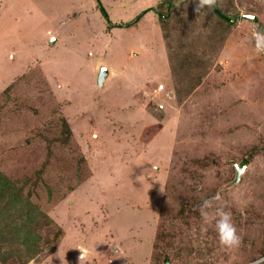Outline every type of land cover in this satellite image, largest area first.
Masks as SVG:
<instances>
[{
  "label": "rangeland",
  "instance_id": "rangeland-1",
  "mask_svg": "<svg viewBox=\"0 0 264 264\" xmlns=\"http://www.w3.org/2000/svg\"><path fill=\"white\" fill-rule=\"evenodd\" d=\"M99 1L0 0V264H264V0Z\"/></svg>",
  "mask_w": 264,
  "mask_h": 264
},
{
  "label": "clouds",
  "instance_id": "clouds-1",
  "mask_svg": "<svg viewBox=\"0 0 264 264\" xmlns=\"http://www.w3.org/2000/svg\"><path fill=\"white\" fill-rule=\"evenodd\" d=\"M215 2L216 0H200V6L208 5L209 10H211ZM253 37L257 55L264 54V26L256 25ZM220 199L218 195L203 199L199 205L200 215L205 222L214 221L218 238L223 246L229 249L239 247L241 237L238 234L232 214L229 210L218 206L217 202Z\"/></svg>",
  "mask_w": 264,
  "mask_h": 264
},
{
  "label": "water",
  "instance_id": "water-1",
  "mask_svg": "<svg viewBox=\"0 0 264 264\" xmlns=\"http://www.w3.org/2000/svg\"><path fill=\"white\" fill-rule=\"evenodd\" d=\"M216 12L224 19L233 22L232 20L228 19L227 17L223 16L222 14H220L217 10ZM243 18L246 19H251L254 22H257V18L255 16L252 15H247L244 16ZM55 41L54 38L50 40V42ZM109 69L105 66H101L99 67L98 71H97V75H96V85L99 87H103L105 85L106 80L109 77ZM235 169H236V177L234 179V181L230 184V185H234L236 183H238L241 179V175L245 172V170L248 168V164L244 161L240 162V163H234Z\"/></svg>",
  "mask_w": 264,
  "mask_h": 264
},
{
  "label": "trees",
  "instance_id": "trees-1",
  "mask_svg": "<svg viewBox=\"0 0 264 264\" xmlns=\"http://www.w3.org/2000/svg\"><path fill=\"white\" fill-rule=\"evenodd\" d=\"M173 1H174V0H162V1L160 2V4H161V5H165L166 3H167V4H171ZM97 3H98V6H97V7H99L98 9H100V11H101V13L103 14V16L105 17V19L108 20V16H107L106 12L104 11V9L102 8V6L100 5V1L97 0ZM213 9L216 11L215 7H213ZM141 14H142V13H141ZM141 14H140V15H141ZM140 15H139L138 17H136L134 20H132L131 22L126 23L125 26L128 27V26H131V25L135 24V23L137 22V20L139 19ZM158 16H162V15L159 14Z\"/></svg>",
  "mask_w": 264,
  "mask_h": 264
},
{
  "label": "crops",
  "instance_id": "crops-1",
  "mask_svg": "<svg viewBox=\"0 0 264 264\" xmlns=\"http://www.w3.org/2000/svg\"><path fill=\"white\" fill-rule=\"evenodd\" d=\"M51 39H53V38H50V40H51ZM103 41H104V39H103ZM109 72H110V71H109ZM110 73H111V72H110ZM96 75H97V74H96ZM110 78H111V77H110V75H109V77H108V79L106 80L104 86H107V83H108V81H109ZM95 82H96V80H95ZM246 106H247V105L244 104V103L241 104V108L243 107V108L245 109V108H247Z\"/></svg>",
  "mask_w": 264,
  "mask_h": 264
},
{
  "label": "built area",
  "instance_id": "built-area-1",
  "mask_svg": "<svg viewBox=\"0 0 264 264\" xmlns=\"http://www.w3.org/2000/svg\"><path fill=\"white\" fill-rule=\"evenodd\" d=\"M159 108H162V105H159Z\"/></svg>",
  "mask_w": 264,
  "mask_h": 264
}]
</instances>
